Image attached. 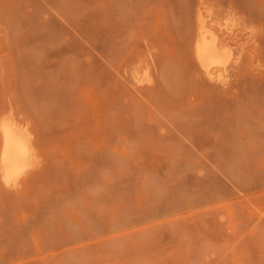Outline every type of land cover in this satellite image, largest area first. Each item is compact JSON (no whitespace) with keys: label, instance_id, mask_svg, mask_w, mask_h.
<instances>
[{"label":"rangeland","instance_id":"obj_1","mask_svg":"<svg viewBox=\"0 0 264 264\" xmlns=\"http://www.w3.org/2000/svg\"><path fill=\"white\" fill-rule=\"evenodd\" d=\"M10 112L44 159L0 178V264H264V0H0Z\"/></svg>","mask_w":264,"mask_h":264},{"label":"bare ground","instance_id":"obj_2","mask_svg":"<svg viewBox=\"0 0 264 264\" xmlns=\"http://www.w3.org/2000/svg\"><path fill=\"white\" fill-rule=\"evenodd\" d=\"M196 26L191 44L198 67L212 79H225L235 54L234 46L227 36L229 33L225 35L227 37L223 36L224 32L220 34L210 13L205 15L201 8ZM145 76L149 79L148 73ZM37 138L28 120L12 112L0 118V178L7 187L20 190L26 178L41 170L39 168L44 158L39 145L41 141Z\"/></svg>","mask_w":264,"mask_h":264}]
</instances>
